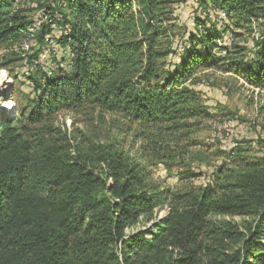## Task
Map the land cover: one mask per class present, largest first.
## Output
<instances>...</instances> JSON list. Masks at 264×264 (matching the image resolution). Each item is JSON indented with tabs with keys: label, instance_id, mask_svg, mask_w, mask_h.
<instances>
[{
	"label": "trees",
	"instance_id": "trees-1",
	"mask_svg": "<svg viewBox=\"0 0 264 264\" xmlns=\"http://www.w3.org/2000/svg\"><path fill=\"white\" fill-rule=\"evenodd\" d=\"M192 1L182 38L176 12L190 0H0V69L23 59L12 48L28 40L31 12L46 16L27 54L38 97L28 116L0 121V264H149V252L178 253L165 264H264V154L175 192L134 168L122 181L118 165L101 174L32 128L93 108L137 125L158 161L190 158L200 145L191 136L211 114L189 82L231 61L229 70L264 89V0ZM54 23L68 34L57 36ZM224 33L233 41L220 45ZM242 33L249 45L233 47ZM46 49L68 67L49 76L36 63ZM142 221L149 226L132 232Z\"/></svg>",
	"mask_w": 264,
	"mask_h": 264
},
{
	"label": "rangeland",
	"instance_id": "rangeland-1",
	"mask_svg": "<svg viewBox=\"0 0 264 264\" xmlns=\"http://www.w3.org/2000/svg\"><path fill=\"white\" fill-rule=\"evenodd\" d=\"M193 4L192 0L190 5L179 4L176 12L177 36L183 38L188 26L192 25L190 20L194 14ZM31 13L36 18L42 11ZM235 39L233 47L235 44L244 46L250 43L248 33L237 34ZM232 41V36L224 33L217 43L223 45V42L230 44ZM177 42L178 39L174 48ZM6 48L3 50L4 53H7L10 47ZM27 54L28 52L26 58L23 56V59H17L6 68L0 69L2 78L5 76L10 78L9 87L4 91L0 89V104L5 101L12 103L11 111L0 113V121L15 115L28 116L33 108L31 100L38 97L35 85L29 78V74L34 71ZM230 62L222 63L218 69L200 72L195 84L193 82L187 84L199 92L202 103L210 111L211 118L204 121L191 136L200 145L193 147L191 149L193 156L190 158L187 156L185 160H176L174 163L158 161L151 153L143 150L145 142L137 137L139 131L137 125L131 124L121 116L93 108L81 111L61 110L52 119L32 128L51 137L50 141L60 148L58 149L60 152L68 151L71 158L84 162L101 174L111 173L113 171L111 167L118 165L121 181L134 168L136 172L145 174L148 182L154 181L161 188L175 192L199 188L210 180L216 181L217 170L222 164L230 167L243 166L246 162L258 161L264 154V89L248 82L243 73L238 74L229 70ZM44 63L55 62L53 58L48 57ZM51 130L53 133H50ZM110 154L120 159V164L111 165ZM109 182H112V179ZM167 211L165 208L158 213V222L162 221ZM224 218L236 225L242 220L239 216ZM149 224L142 221L131 230L136 232L148 227ZM177 254L175 252L157 255L149 252L146 260L149 264H165Z\"/></svg>",
	"mask_w": 264,
	"mask_h": 264
},
{
	"label": "built area",
	"instance_id": "built-area-1",
	"mask_svg": "<svg viewBox=\"0 0 264 264\" xmlns=\"http://www.w3.org/2000/svg\"><path fill=\"white\" fill-rule=\"evenodd\" d=\"M194 3V1H193ZM40 15L39 17L37 16L36 18H34V22L33 24H31L30 26V29H29V38L28 40L24 41L23 43H21V45L19 46H14L12 49L14 50H17V51H21L22 52V55L25 56L26 58V53L30 51L31 49V46L33 45V42H34V34L35 32L40 29V26L41 24L46 21V16H44L43 13H40L38 14ZM220 16L222 18H225L226 15L225 13H220ZM60 18V17H59ZM53 27H55V31L57 36H59L60 34L65 33V34H68L69 32V27L66 25L64 27H61L58 29L56 23L53 24ZM51 44H52V49L54 51H57V47H56V44L53 40H50ZM177 48V51L180 53L182 50H183V45L180 44L178 46H176ZM10 49H7V51H9ZM48 57H50V51L47 50L45 52H43V54L41 55V57L39 58V60L36 61V63L40 64L43 66V69L47 72V74L50 76L54 73L55 69L57 67H60V68H64L66 69L68 67V61H62V60H56L54 61L55 63H52V64H45V60L48 59ZM74 55H71V58H73ZM70 62V61H69Z\"/></svg>",
	"mask_w": 264,
	"mask_h": 264
},
{
	"label": "bare ground",
	"instance_id": "bare-ground-1",
	"mask_svg": "<svg viewBox=\"0 0 264 264\" xmlns=\"http://www.w3.org/2000/svg\"><path fill=\"white\" fill-rule=\"evenodd\" d=\"M10 78L8 77H1V73H0V89H2L3 91L6 90L9 85H10ZM12 109V103L9 101H5L2 104H0V113H6L11 111Z\"/></svg>",
	"mask_w": 264,
	"mask_h": 264
}]
</instances>
